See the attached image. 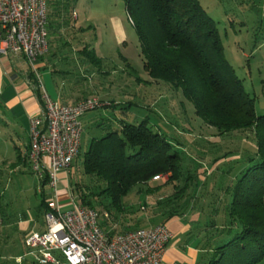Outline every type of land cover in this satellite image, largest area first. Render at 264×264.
<instances>
[{"label": "trees", "instance_id": "trees-1", "mask_svg": "<svg viewBox=\"0 0 264 264\" xmlns=\"http://www.w3.org/2000/svg\"><path fill=\"white\" fill-rule=\"evenodd\" d=\"M75 1L47 0L48 34L59 30L61 22L74 21ZM122 1L148 75L181 89L197 117L220 133L249 130L252 138L229 140L221 151L203 152L190 140L187 144L179 140L181 134L173 137L153 130L146 117L138 123L120 120L117 128L89 141L82 173L103 186L99 192L84 194L78 183V203L93 209L100 201L97 195L104 193L108 204L116 205L136 184L168 174L169 182H183L185 188L193 187V194L159 205L152 217L159 223L154 225L189 212L184 220L190 224L187 236L197 239L196 264L260 263L264 258V114H256L254 98L227 59L217 21L200 0ZM36 91L41 101L39 87ZM195 143L207 146L202 140ZM207 164L211 172H206ZM194 214L198 217L192 220Z\"/></svg>", "mask_w": 264, "mask_h": 264}, {"label": "rangeland", "instance_id": "rangeland-1", "mask_svg": "<svg viewBox=\"0 0 264 264\" xmlns=\"http://www.w3.org/2000/svg\"><path fill=\"white\" fill-rule=\"evenodd\" d=\"M200 1L217 21L225 55L246 92L254 98L256 114H264V0ZM73 6L71 13L75 21L63 24L55 35L57 41L48 45L47 52L52 48L50 54L57 53L54 72L58 86L66 90L71 83L77 84L85 88L89 97H104L107 102L101 99L103 107L88 111L80 119L83 131L76 159L66 170L69 180L57 183V197L63 210L70 207L69 197L78 204L75 190L78 183L84 194L101 190V181L87 180L90 177L82 173L84 153L91 139L117 128L120 120L138 123L146 117L153 130L173 137L181 134L183 137L179 140L185 144L190 140L192 145L209 152L217 151L229 140L252 138L249 130L239 134L220 133L197 117L181 89L163 81L156 82L148 75L137 33L122 0H76ZM25 66L35 71L27 61ZM37 72L42 75V71ZM82 76H87L85 81ZM40 82L42 84V80ZM8 134L0 123V223L10 219L13 224L26 214L42 226L43 216L38 212L42 209L40 190L44 191L45 198L51 197L52 191L30 170L28 162L18 164L15 170L5 168L7 162H16L18 149L22 159L25 158L26 137H22V132L20 136ZM195 139L207 146L196 145ZM197 161L205 162L204 159ZM205 167L206 172H211L208 164ZM168 178V174L160 175L158 180L136 184L116 205H109L104 193L97 195L100 201L93 209L98 214L99 225L104 229L101 224L105 223L111 232L118 234L146 228L145 223H159L158 218L152 219L161 209L159 205L168 206L182 201L186 194H193V187L185 188L183 182L171 183ZM200 179H204L203 174ZM187 214L189 217V212ZM138 222L142 223L134 227ZM18 229L16 223L11 228L0 224V232H3L0 233V257L10 259L11 263L17 255L26 260L30 258L25 255L27 251L23 249ZM7 236L12 240L4 244L1 239ZM258 264H264V258Z\"/></svg>", "mask_w": 264, "mask_h": 264}, {"label": "built area", "instance_id": "built-area-1", "mask_svg": "<svg viewBox=\"0 0 264 264\" xmlns=\"http://www.w3.org/2000/svg\"><path fill=\"white\" fill-rule=\"evenodd\" d=\"M47 50V0H0V56L21 54L34 67ZM39 87L42 110L28 118L27 157L32 172L52 193L46 198L45 231L26 238L27 254L39 264H161L173 237L167 225L111 235L100 227L94 209L72 197L69 209L61 208L58 172L68 170L78 154L81 117L104 102L93 96L61 104Z\"/></svg>", "mask_w": 264, "mask_h": 264}, {"label": "crops", "instance_id": "crops-1", "mask_svg": "<svg viewBox=\"0 0 264 264\" xmlns=\"http://www.w3.org/2000/svg\"><path fill=\"white\" fill-rule=\"evenodd\" d=\"M62 25L63 23L61 22L60 26ZM56 34L57 31L49 34L48 41L50 43L48 42V45L50 44L51 46L52 41H57V38L55 36ZM51 50L52 48L49 49V52H46L36 60L34 66L35 71L26 68V66L24 67V62L26 60L21 54L0 56V123H2V128L5 131H8V135L20 136L22 132V137H26V143L24 144L23 148V154L25 155V158L22 159L21 151L20 149H18L19 151L16 156V162H7L5 164V168L8 167V169L10 168V170H15V167L20 163L23 164L25 162H28L29 164V160L27 157L29 144L28 118L30 115L38 114L42 110V104L36 91L39 85L46 91V93L52 100L61 104L73 105L78 101L91 96L90 94L85 93V88H82L81 86L73 83H71L72 85H70L69 89H60L54 72L56 71V61L54 58L57 57V53L50 54ZM37 70L39 72L42 71V75H38ZM81 71L82 73H84L82 68ZM86 73L84 75H86ZM82 77L84 81L87 78V76ZM41 80L42 84L40 82ZM95 90L97 91V89ZM109 91L112 92L111 90ZM101 99L104 100V97H101ZM58 177L59 180L64 182L69 180L66 170L59 171ZM150 180H152V178ZM40 194L42 209L38 210V212L43 216L42 226H39L38 221L36 222L35 220H32V218L27 216L26 214L20 216L18 221L13 223H16L18 225L19 229L17 232L20 235L23 249H26V251V238L32 233H41L45 231L44 213L46 210V196L43 190H40ZM196 216L197 215L194 214L192 217L195 218L192 219L191 217V219L195 220L198 217ZM187 218L188 214L184 217H172L167 222H165V225H167L169 230L172 232L173 237L166 245L161 264H196L198 262L199 251L196 246L197 239L187 236V232L190 228V224L184 220ZM5 222L7 224L2 220L0 224H4L5 228H11L13 226L10 219L6 220ZM135 224L136 223H134V226ZM101 225L105 230H107V233L114 235L108 225H106L105 223ZM3 230L4 229H2V231ZM2 231L0 232L1 234L3 233ZM179 236H181V238L177 239V237ZM183 236L185 237L183 238ZM10 240H12L10 236H7L6 239H1L4 244H7ZM172 240H174V242H171ZM25 255H28L27 252H25ZM15 258L16 259L14 260V262L11 263L10 259L4 260L3 257H0V264H39L31 256L27 260L25 258H22V255H17Z\"/></svg>", "mask_w": 264, "mask_h": 264}]
</instances>
